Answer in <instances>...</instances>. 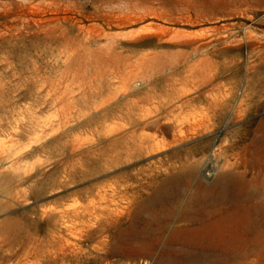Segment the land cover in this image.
Wrapping results in <instances>:
<instances>
[{
  "label": "rangeland",
  "instance_id": "374dc122",
  "mask_svg": "<svg viewBox=\"0 0 264 264\" xmlns=\"http://www.w3.org/2000/svg\"><path fill=\"white\" fill-rule=\"evenodd\" d=\"M151 92L171 104L173 112H187L191 106L211 115L212 99L233 96V101L222 122L214 126L210 121L208 130L181 143H173L176 132L137 126L130 143L125 140V146L99 163L101 171L82 175L92 168L99 138L124 135L132 117L149 112ZM199 92L209 101L197 98ZM232 112L247 114L232 119ZM260 119L264 0H0V175L11 178L9 191L0 192V225L14 220L20 230L15 240L0 233V264H170L162 256L165 237L146 251L144 222L129 215L127 201L132 198L124 201L123 195L135 191L143 200L152 190H162V198L174 194L182 199L178 202L187 200L198 177L182 181V192H172L178 183L175 175L180 174V152L208 145L210 154L211 146L234 139L226 131H253ZM142 134L172 145L161 151L146 148ZM261 149L257 164H264V144ZM221 153L215 167L235 160L231 151L224 148ZM252 154L245 174L252 188L242 199L228 197L222 206L227 215L237 212L226 225L232 249L225 264H264V170L263 175L254 174ZM200 157L202 153H195L190 160ZM202 170L200 179L212 182L215 175L206 176L208 170ZM150 183L152 189L146 188ZM64 207L69 210L65 217L50 210ZM76 211L82 216L73 215ZM153 211L145 209L140 216ZM61 246L68 251L65 258ZM182 247L173 246L186 256ZM205 251L195 248L193 257L172 264H210Z\"/></svg>",
  "mask_w": 264,
  "mask_h": 264
},
{
  "label": "bare ground",
  "instance_id": "6f19581e",
  "mask_svg": "<svg viewBox=\"0 0 264 264\" xmlns=\"http://www.w3.org/2000/svg\"><path fill=\"white\" fill-rule=\"evenodd\" d=\"M174 37H176V36H174ZM179 38H180V35H179ZM188 81H190V80H188ZM219 81H220V79H219ZM153 87L156 88V84ZM189 89H190V87H189ZM224 97L225 98L223 101L213 100V99L211 101H209L206 97H204V93L199 92V95L197 98H203L204 100L206 99L207 101H209L210 106H212V107L214 106V108H213L214 112H212L211 115H209L208 113L196 110L195 107H191V106L189 107L187 112H173L175 110V108H171V104H168V102L159 99L156 95H154L153 92H151L150 94H148V98H147V101L151 106L148 109L149 112L144 117L141 116L142 118L132 117L130 120V126L131 127L130 128L128 127L129 129L125 130L126 132L124 133V135L114 136L112 138L108 137L107 139L110 138L109 140H106L105 138H99L98 142H97V146H99L98 152L95 154V157H94L95 159H93V161L91 162L92 168L90 171L82 172V175L95 174V173H98L99 171H101L102 167L99 163L104 158L110 156L114 152L115 149L118 151V149H117L118 147H123V145L125 146V140H127V142L130 143L134 139L133 138L134 137V129L137 126H142L144 128L155 126L158 129V131H160L162 134H164V133L168 134L170 132H176V135H178V138L175 139L173 143H181L182 141L188 140V139L192 138L193 136H195L198 133V131H200L202 129L208 130L209 126H210L208 123L210 121H213L214 124L212 122L211 125L215 126L216 124L222 122L225 119V116L229 113V112H226V109L228 108L229 105L232 104L233 96H224ZM156 102H157V104H156ZM160 113H163L165 115H158ZM246 114H247V112H232L233 117L231 115L230 116L232 117V119H236V118L239 119V118L245 116ZM231 117H230V119H231ZM260 132H262L264 135V119H260L257 122L256 127L253 131L248 130L246 127H238L236 129L226 131V134L229 135L230 138H234V139L229 141L228 143H226L223 139L222 143L216 144V146H211L208 150V153H209V151H211L210 154L206 153L208 145H204L200 149L197 148L198 150L189 149V150H185L184 152L183 151L180 152L181 156H179V158L181 159L180 160L181 166L179 167L180 171H178L180 174L175 175V180L178 183H176L174 185V187H173L174 190L172 189V192L176 193L175 191L179 192V190H181V189H179V184L182 181H184V180L187 181L190 179H197V177H198V179L194 182L195 185H193V186H195V191L192 193L193 195L190 196L187 200H185V197H184L183 201L178 202V200H180L181 198H179L177 200L174 197L175 196L174 194L167 196V198H162L159 194L162 190L161 191L160 190H152L151 196H146L147 198H145L143 200H142V195L139 194V192L137 193L135 191H132V195H127V194H129V192H127L125 194L123 193L124 194L123 195L124 201H125V199L132 198L129 201H127L128 205L126 204L127 205L126 211H129V215H131V217L133 216L134 221L135 220L136 221L142 220L144 222L142 234H143L144 238L146 239V241H145V243L147 244L146 247L149 249V250L147 249L146 251H148V253L151 250H154L157 247V245L160 243V240L162 242V239L165 237V240H166L165 244L167 246H166L165 250L162 251V256L165 259H167L170 264H172V262H174V261H178V260H182V259H186V258H187L186 260H188L189 258L194 256L193 249L201 248V247L206 248L207 251H205L204 253H206V257H207L206 261H208L210 264H225L226 254L231 252V249H232L231 245L228 246L229 239L227 238V236H225L226 225H227V222L229 220H231V215H236L237 212L234 209V212L229 211V213L227 215V212H228L226 210L227 208L226 207L222 208V206L226 205V202L228 201L227 200L228 197L233 198V199L234 198L240 199L241 198L240 196H243L244 194H246L248 189L252 188V186H253L252 180L247 179L245 176V174L248 171H250V169L247 166V163H248V159L250 157L249 154L251 152L254 153V154H252L253 156L251 158H254V162L257 166L256 169L253 170L254 174L263 175L264 164L263 163L257 164V162L255 161L256 160L255 157L257 155V152L263 151L261 148L263 147V144H264L262 142L264 137L262 135H260ZM225 138L229 139V137H225ZM106 141H111V143H107ZM151 141H154V142H151ZM140 142L143 145L147 144L146 148L154 147L155 151H161V150L168 149L172 145L170 143H165L161 140H158V139H156V136H151L149 134H142L140 136ZM224 148L228 151H231V154L233 155V159H235V160L232 162L228 159H226L225 162H223L224 161L223 160L222 163H219V164H221V165H219V167H221V168H218L217 166L215 167L214 161L215 160L217 161V158L222 154L221 152ZM128 149H129V146L124 150L126 155H128V153H129ZM195 153H202V157H200V159L195 158V161H191L190 157ZM65 158H67V157H65ZM108 159H111L109 161L113 162L117 158H115V159L114 158H108ZM209 163H210V166H211V163H213V165L211 168L209 167V169H208ZM202 169L208 170L206 176H208V175L214 176L215 175V178L212 182H209L210 180L209 181L205 180L206 182H203L200 179V173L203 171ZM58 170H59L58 168H55L54 172H56ZM74 171L76 172V170H74ZM67 173L69 175H72V176L75 174L69 170L67 171ZM201 174L203 176V173H201ZM205 179H207V177H205ZM0 181L4 182V184L0 185V192L1 191H3V192L9 191V187H11V186H9L11 184V178L8 177L7 175L3 174V175H0ZM261 183H263V186H261V187L264 188V175L261 177ZM160 185H162V184L160 183ZM170 185H169V187H170ZM107 186H109V185H107ZM136 186H138V185H136ZM153 186H154V184L150 183V184H147L145 187L151 188ZM188 186H185V187H188ZM193 186H191V187H193ZM93 187L96 188V186H93ZM94 188H92V190ZM126 189H128V188H126ZM111 191H112V189H111ZM180 192H182V191H180ZM248 193H250V192H248ZM190 194H191V192H190ZM125 195H126V197H125ZM185 195H187V193L185 194V192H184V196ZM263 196H264V194H263ZM120 198H122V197H120ZM243 200H245V199H243ZM237 202H238V200H237ZM233 206L235 207L234 204H233ZM258 206L260 208H262V204H259ZM2 207L3 206L1 204L0 208H2ZM57 207H59V206H57ZM62 207L63 206H61L59 208H62ZM84 207H86V206H84ZM145 209L155 210V212L153 211L154 212L153 214L146 215V216H144V218H142V216H140V214H141V212L143 213V210H145ZM50 210L53 212H55V211L58 212L57 214H60L61 217H63V216L65 217V214L69 213L68 208H65V207H64V209H59L58 211L56 208H53V210L52 209H50ZM102 211H104V208L102 209ZM208 212L210 213V215H208ZM123 213L125 214L124 211H123ZM151 213H152V211H151ZM73 215H75L77 217L82 216L80 214V211H76ZM226 215H227V217H226ZM114 216H116V215H114ZM126 216L127 215H125V217ZM117 217L119 218L120 216L117 215ZM54 218H55V215L51 217V220H54ZM118 218H116V219H118ZM60 222H61V220H60ZM131 222H132V220H131ZM139 222H140V224H142L141 221H139ZM65 224H66V222H65ZM128 224L130 225V223H128ZM171 225H172V228H170L171 230L166 235L165 232H167L168 227H170ZM237 227H239V225H237ZM43 228H45V227H43ZM73 229L74 228H72V230ZM88 229H90V228H88ZM148 230H151L152 233L149 234ZM0 233H8V234H10L11 238L13 240H15V238H17L18 234L20 233L19 226H17V224L14 220H6L0 225ZM256 233H258V232H256ZM60 234H59V236H60ZM74 234H76V233H74ZM70 235H72V234H70ZM62 236H65V235H62ZM128 236H129V234H128ZM134 236H135V234H134ZM73 237H75V236H73ZM120 238H122V237H120ZM123 238H126V237L124 236ZM256 238H257V236H256ZM133 239H135V238L133 237ZM68 240H69V238H68ZM137 240H139V239H137ZM251 240H252V238H251ZM66 241H67V239H66ZM141 241H143V240H141ZM75 243H77V242H75ZM116 243H117V240H116ZM119 243H117V244L120 245L121 243L120 244ZM128 243H129V241H128ZM117 244H115V245L117 246ZM245 244L246 243H244V245ZM72 245H71V247H72ZM175 245H181V246H183L182 248H186V249H183V252L186 256H182L183 254H181V253L179 254V252L173 248V246H175ZM58 246H59V243H58V245H56V247L58 248ZM69 246L70 245L68 244V247ZM76 246L79 247V244ZM130 247L132 248V246H130ZM70 248H68V249H70ZM133 248H134V246H133ZM60 249H61V252L65 258V255L68 252L66 247L61 246ZM52 250L54 251V249H52ZM36 251L38 252L37 247H36ZM122 251H124V249ZM74 252H76V251H74ZM144 253H145V251H144ZM155 254H157V253H155ZM152 255H153V252H152ZM158 255H159V253H158ZM233 255H234V253H233ZM236 255H237V253H236ZM45 257H46V255H45ZM76 257H78V256H76ZM61 258H63V257H61ZM47 259H48V257H47ZM73 259H74V257H73ZM233 259H235V258H233ZM161 260H163V259L161 258ZM230 261H232V259ZM234 261L235 260H233V262ZM96 262L97 261L86 262L85 264H97ZM180 263H181V261H180ZM185 263H187V262H185ZM194 263H196V262H194Z\"/></svg>",
  "mask_w": 264,
  "mask_h": 264
}]
</instances>
